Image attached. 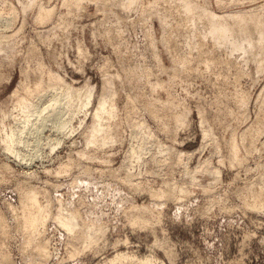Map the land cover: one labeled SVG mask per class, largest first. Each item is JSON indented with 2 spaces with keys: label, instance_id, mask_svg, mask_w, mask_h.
<instances>
[{
  "label": "rangeland",
  "instance_id": "obj_1",
  "mask_svg": "<svg viewBox=\"0 0 264 264\" xmlns=\"http://www.w3.org/2000/svg\"><path fill=\"white\" fill-rule=\"evenodd\" d=\"M186 1L199 4L191 17L182 0H0V133L13 124L1 115L12 110L11 92L24 94V83L34 86L40 76L47 82L52 73L62 89L94 86L89 112L110 77L117 105L111 132L121 140L86 147L91 118L79 126L81 113L70 120L72 137L55 131L49 118L41 131L19 125L26 142L17 151L35 155L30 166L15 162L0 142V264H105L127 251L161 264H264V207H252L248 194L264 191V177L256 185L264 173V65L256 69V58L232 47L234 34L221 43L206 24V14L264 19V0ZM41 12L49 17L39 19ZM59 139L50 151L47 142ZM132 145L141 147V160L132 158ZM232 145L241 164L230 163ZM84 146L86 159L76 154ZM169 186L177 187L175 197H156ZM28 190L50 205L30 245L18 224ZM59 206L81 217L73 235L55 219ZM85 225L95 226L97 240L71 257L82 248ZM37 243L46 244L47 257L35 251Z\"/></svg>",
  "mask_w": 264,
  "mask_h": 264
},
{
  "label": "bare ground",
  "instance_id": "obj_2",
  "mask_svg": "<svg viewBox=\"0 0 264 264\" xmlns=\"http://www.w3.org/2000/svg\"><path fill=\"white\" fill-rule=\"evenodd\" d=\"M106 2H109V0L108 1L106 0ZM190 2H187L186 0H182V3L185 4L184 7L186 9L184 11L185 12L187 11L186 13H188L191 17L194 13H196L195 8H197V6L199 4L197 3V5H193L192 4L193 2L192 3H190ZM180 4H181V2H180ZM184 11L182 12V15L184 14ZM201 13H203V14L201 15V14H198V12H197L196 15H200L199 16L200 18H201V16H205L204 12H201ZM206 13H207V11H206ZM188 14H185V16L186 15L188 16ZM214 16L212 17L211 14L210 15L206 14V20H207L206 24H207V28L213 34L216 35V38H217L216 40H219L222 43L224 40H226V37L228 34H230V33L234 34L238 40L235 41L234 43H232V47L236 50L242 49V50H245V52L250 53V55H248V58H246V59L248 60L249 56H251L252 59L256 58L257 61L253 59L255 62H257L256 64H258V68L256 67V69L262 68V66L264 65V19L260 18L258 16H255V15L244 16V17L236 15L235 17H233L229 21V19L231 17L230 18L228 17L229 19H227V17L224 15L226 17V19L228 20L227 21V20H224L225 18L223 19L224 16L223 17L221 16L220 19H217V17L216 16L214 17ZM229 16H231V15H229ZM47 17H49V14L47 12L46 13L41 12L39 14L38 18L42 20V19L47 18ZM193 18H194V16H193ZM204 19H205V17H204ZM199 20H197V21H199ZM189 21L193 22V19H191ZM187 24H190V23H187ZM187 24H186V27H188ZM196 24H195V26H196ZM186 27L184 29H187ZM190 27H188V28H190ZM248 53H246V54H248ZM252 59H251V61H253ZM41 67H40V70H42ZM38 68H39V66H38ZM263 68H264V66H263ZM36 69H37V67H36ZM34 71H35V69H34ZM37 71L38 70H36L34 72V74ZM41 74L43 75V73H40V75ZM50 75H52V73L49 74L47 78L51 77L52 79L50 78L47 82L40 80L41 79V76H40V79H38V82L35 83L34 86L24 85V84L30 83V82L24 83L25 79L23 82L21 81L22 83H24L23 85L21 84L23 86V87L22 86L21 87L24 90V94H18L17 89H19V88L16 87L17 89L15 88L16 90L14 89V91L11 92L12 95L10 97V98L15 99V101L12 104L13 105L12 110L9 112V109H7L8 104L6 105V109L8 110L7 113L5 111H3V109L1 110L2 111L1 115H2L3 119H5V117H6V119L12 118L13 124L11 126L8 125V128H6V129L2 128L1 133H0L1 134L0 142L2 144V148H4L7 152H9L13 156L15 162L17 161L20 165L30 166L33 163V160L35 159V155H32L31 157L29 156V158H26L27 156L26 157L24 156L25 157L24 158V157H22L23 154H21L19 151H17V146H19V144H21L23 142L24 143L26 142L22 138V132L23 131L20 130L19 125L31 124L33 126L39 127V129L41 131V130L46 128V124H45L46 118H49L52 122H54L53 128H55V131H58L60 133V132L65 130V133H63V136H65V135L69 136L70 135V137H72L71 134L74 132L75 127L73 128L72 123H70V120L71 119L73 120L74 118L79 117L78 115H80L82 113L83 117L79 118V121H78L79 126H82V124L85 122V118L88 115H90L91 121H90L89 125H88L89 122L87 123V126H86L87 129H85V135H84L86 147H88L89 145L92 144L93 146L94 145L98 146V147L95 146L94 148H100V147L104 148V146H106V145L108 146V144L110 145V143H113V142L115 143L117 140L119 141L118 133H112L111 132V130H112L111 126H113L112 124H114L112 122L114 121V119L116 117V106L117 105L115 106V103H114L115 101L113 100V97L116 94V91H114V89H113L114 87L111 84L110 77L108 80H105L106 77L103 79L104 80V86L102 85V87H103L101 89L102 91L97 96V105L94 107V109L91 112H89L90 111L89 107L92 106L94 99H95V94L93 91L94 86H90V85L84 83L85 85L82 87L80 86L79 88H76L72 85H67L64 89H62L61 81L58 78L54 81L53 79H55L56 77L53 78L52 77L53 75L52 76H50ZM24 78H27V77L24 76ZM42 79H43V77H42ZM33 82H35V81H33ZM45 83H47V85H45ZM87 83H88V81H87ZM262 89H264V88H262ZM259 97H260V95H259ZM241 99H243V98H241ZM241 99L239 102H241ZM243 100H245V99H243ZM243 100H242V103L244 102ZM256 103H257V101H256ZM174 115L176 116L177 113ZM175 116H172V117L175 118ZM178 116H182V114L177 115V120H179V118H180ZM31 117H33V118L31 119ZM1 120H2V118H0V125H2V127H3L4 126L3 124L5 122L3 121L4 122L3 123ZM1 122L3 124H1ZM142 124L143 123H141V125ZM5 125H6V123H5ZM84 125H85V123H84ZM113 127L116 128V126H113ZM259 128H261V126H259ZM77 129H79V128H77ZM116 129H115V131H116ZM60 134H62V133H60ZM259 134H260V132H259ZM203 135L204 136H211L210 133L206 129L203 131ZM61 139L56 140V142H50V140H49V142H47V145H49L50 151H54L56 145H59L61 143V141H62ZM71 142H73V141H71ZM0 147H1V145H0ZM132 147H133V145H132ZM231 147H233V145ZM82 148H83V145H82ZM136 148L138 149L139 147H136ZM136 148H134L135 150L133 149V151L131 152L132 158H134L135 161H137L139 159L141 160V154L139 152L141 150V147H140L139 151H137ZM85 149L86 148L84 146V150L81 153H76V154L83 156V159H84L86 156L85 152L88 151V150L85 151ZM132 149L130 147V151ZM236 150L237 149H236V145H235V147L232 148V154L230 156L231 157L230 163L232 165H235V163L236 164L239 163V161L241 160V159H239V156H238L239 154L236 153ZM3 152L6 153L5 151H3ZM75 152H73V153H75ZM77 152H79V150ZM34 154H36V153H34ZM78 155H77V157H79ZM39 156H40V154H38V157ZM105 156H107V154ZM91 157H92V155H91ZM93 157H97V156H93ZM108 157H109V155H108ZM89 159H92V158H90V156H89ZM97 159H100V156ZM104 159H105V157H104ZM127 159H129V157ZM134 159H132V160L134 161ZM87 161H88V158H87ZM100 161H103V159ZM105 161H106V159H105ZM107 161H108V159H107ZM204 161H206V160H204ZM108 162H110V161H108ZM241 162H242V160L240 161V164H241ZM103 163H104V161H103ZM205 163H207V161ZM105 164H106V162H105ZM202 165L204 166L203 163H202ZM202 165H201V167H202ZM205 166H207V165H205ZM5 167L7 168L8 166H5ZM63 167L66 168V165H63ZM69 167H70V165H69ZM201 167L198 170H200ZM64 168L61 171H65ZM204 168L208 173H210L213 176L214 180L220 178L219 177L220 176L219 170L216 169V170L211 171L207 167H204ZM60 169H61V167H60ZM66 169H68V167ZM195 170H197V168ZM61 171L59 170V172H61ZM190 172H191L190 178L191 179L195 178L196 177L195 174H197V173H194V172L192 173V171H190ZM190 172L188 174H190ZM262 177H264V173L261 174V176L258 180L256 179L258 182V183H256V185L258 184L260 188H261L260 183L262 181ZM250 185L252 186L253 184H250ZM175 186H176V184H175ZM246 186H248V185H246ZM263 186H264V184H263ZM174 187H172V189ZM168 188H170V186ZM175 188H177V187H175ZM262 188H264V187H262ZM164 189L161 188V189H158V192L155 191L156 197H159V199L161 197H163V198L167 197V200H168V198H171L172 196L177 194V193L174 194L175 189L174 190H172L171 188L169 190L167 188H164ZM179 189H180V192L183 190V189L181 190V187ZM249 189H250V187H249ZM250 191L251 192L248 194H251V197L254 199V201H252L253 203H251L252 205L251 204L250 205L254 208L264 207V197H263L264 191L262 189H259V190L252 189ZM262 191H263V193H262ZM238 193H239V191H238ZM244 193L246 194V192H244ZM152 194H154V193H152ZM248 194H246V195H248ZM240 195H242V194L240 193ZM174 197H173V199H174ZM252 198H250V200H252ZM20 199H22L21 200V207H20L21 212H20V218H19V219H21V221L19 220L20 222L18 224L22 223L21 224L23 226L22 228H24L23 231L26 232V233H24V234H26L25 237L27 238L26 243L28 242L27 243L28 245H30L31 243L34 244L33 241L37 239L36 237H38L37 236V233L39 230L38 228L41 226H44L46 219H48V213H49L48 209H49L50 205L47 202H45L46 204L40 203V201L38 199L37 192L34 190L26 191ZM259 201H262L263 203L259 204L258 203ZM248 203H249V201H248ZM59 207L60 208H58L59 210L56 213L55 219H56L57 223H59V225L62 226L64 228V230L67 231V233L73 235V233H75L76 228L81 223V222L79 223V218L81 219V217H80L78 211L77 212L71 211V212L67 213L68 210H70V209H68V210H66L67 212L64 213L65 207L64 208L61 206H59ZM19 211L20 210H18V212ZM13 212H14V208H13ZM15 214H16V211H15ZM1 217L2 216H0V219H1ZM15 219L17 220L18 218H15ZM128 220H129V222L131 220L130 223H133V221H134L133 218L128 219ZM0 221H2V220H0ZM3 222L4 221H2L1 224ZM88 224L90 225V223H88ZM90 226H88V227H90ZM88 227L86 226L85 230L83 229L84 231L82 230V231L78 232V233H81L83 245H81L82 246L81 249L78 247L80 250L77 248L78 250L77 251L75 250L72 254L70 252L71 257L75 256L76 254H79L80 252H83V250H85V249H88V248L90 249V247L93 248V245L97 240V231H96V229H93L95 226L92 228H88ZM0 228H2V226ZM83 228H84V226H83ZM1 231H3V230H1ZM38 235H39V233H38ZM70 237L73 238L72 236H70ZM43 243H45V242H43ZM43 245L45 246L46 244H42V245L38 244L36 247L34 245L35 251H38L37 253H39L41 256L47 257L48 255L46 254L47 252L45 251ZM36 248H37V250H36ZM45 248H46V246H45ZM127 252H116L112 256V258L105 261V264H161L162 263V261H159L158 258H154L155 257L154 255H152L153 257L147 256V257L137 258L138 256H136L135 254H132L133 252L132 253L130 252L131 254H129ZM39 254H37V255L40 257ZM169 254L172 255L173 253H171V251H170ZM41 258H43V257H41Z\"/></svg>",
  "mask_w": 264,
  "mask_h": 264
}]
</instances>
